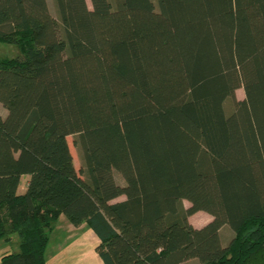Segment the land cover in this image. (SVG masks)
<instances>
[{
	"label": "trees",
	"instance_id": "obj_1",
	"mask_svg": "<svg viewBox=\"0 0 264 264\" xmlns=\"http://www.w3.org/2000/svg\"><path fill=\"white\" fill-rule=\"evenodd\" d=\"M90 1L0 0V264L62 215L103 264H264V0Z\"/></svg>",
	"mask_w": 264,
	"mask_h": 264
},
{
	"label": "rangeland",
	"instance_id": "obj_2",
	"mask_svg": "<svg viewBox=\"0 0 264 264\" xmlns=\"http://www.w3.org/2000/svg\"><path fill=\"white\" fill-rule=\"evenodd\" d=\"M52 0H49V4H51ZM88 5L91 7V1L87 0ZM52 13L57 15L54 9V6L51 5ZM19 54V49L17 46L8 45L6 43H0V57L2 58H10ZM245 98V92L243 88H238L235 92V99L242 100ZM234 98H228L225 102V109L227 113H230L234 110ZM7 114V110L0 103V116L5 117ZM74 136L68 137V143L70 146L71 153L73 155L74 164L77 169L81 166V157L79 150L73 144ZM116 180L118 183L123 184L124 180L119 175L116 174ZM27 181V176H23L22 183L19 187V191L22 192L25 190V185ZM184 205L189 206V202L184 200ZM197 213V212H196ZM194 213L192 217L193 221L199 223L204 226V217H207L205 213ZM65 217V216H63ZM64 219V218H63ZM207 224V223H206ZM201 226V227H202ZM88 233H84L82 237H68L63 240L61 235H56V247L53 248L51 255L48 256V264H96L99 261V257L96 251L95 243L92 241L91 235L93 232L90 228L87 230ZM233 232L228 226H224L221 230V236L223 239L224 245H227L231 239L233 238ZM59 241H62L59 243ZM19 251V237L17 234H12L10 238L3 239L0 241V258L1 255L5 252H16ZM195 261V260H190ZM189 263V262H188ZM195 264H199V262H195Z\"/></svg>",
	"mask_w": 264,
	"mask_h": 264
},
{
	"label": "crops",
	"instance_id": "obj_3",
	"mask_svg": "<svg viewBox=\"0 0 264 264\" xmlns=\"http://www.w3.org/2000/svg\"><path fill=\"white\" fill-rule=\"evenodd\" d=\"M124 199V197H119L117 200H122ZM199 213H205L204 211H198L196 214H199ZM195 215V214H194ZM207 217H204V223H208L209 221L212 220V216L208 213H206ZM193 216H190L189 217V221L190 223L195 226V227H201L202 225H200L199 223H196L193 221L192 219ZM64 218V219H63ZM88 226L83 223L81 224L80 226H74L72 225L68 219L66 217H63V215L59 218V220L54 224V227L53 229L51 230L50 232V242H49V245H48V249H47V252H46V258H47V264H48V256L51 255V252L53 250L54 247H56V245L58 244V242L56 243V241H58L56 239V235L58 234H62L61 237L63 240L67 239L68 237H82V235L86 232L89 234V232L87 231L88 230ZM92 230V229H91ZM93 232V235H91L92 237V241L95 243V247L97 245V243L99 242V239L97 237V235L94 233V231L92 230ZM62 241H59V243H61ZM98 254V253H97ZM99 257V255H98ZM192 260H195V259H192ZM189 262V263H188ZM195 262H197L196 260L195 261H186L184 262L183 264H195ZM96 264H103L101 258L99 257V261L96 262Z\"/></svg>",
	"mask_w": 264,
	"mask_h": 264
}]
</instances>
